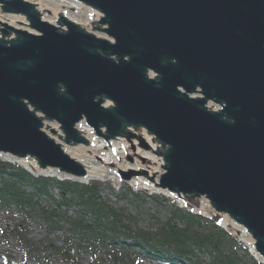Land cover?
I'll return each mask as SVG.
<instances>
[{"label":"water","instance_id":"95a60500","mask_svg":"<svg viewBox=\"0 0 264 264\" xmlns=\"http://www.w3.org/2000/svg\"><path fill=\"white\" fill-rule=\"evenodd\" d=\"M0 160L164 195L264 264V0H0Z\"/></svg>","mask_w":264,"mask_h":264},{"label":"trees","instance_id":"16d2710c","mask_svg":"<svg viewBox=\"0 0 264 264\" xmlns=\"http://www.w3.org/2000/svg\"><path fill=\"white\" fill-rule=\"evenodd\" d=\"M121 189L111 200L97 182L35 178L0 161V208L21 217L14 231L24 243L31 222L44 231L33 248L27 244L34 256L46 253L43 262L57 256L79 264L90 256L94 264H260L221 229L165 197Z\"/></svg>","mask_w":264,"mask_h":264},{"label":"rangeland","instance_id":"374dc122","mask_svg":"<svg viewBox=\"0 0 264 264\" xmlns=\"http://www.w3.org/2000/svg\"><path fill=\"white\" fill-rule=\"evenodd\" d=\"M54 178L58 179L56 176ZM59 180V179H58ZM61 181V180H60ZM91 181L98 183V189L101 191V194L108 195V198L114 200V194L122 191V186L117 187L107 178H93ZM132 189L131 193H143L142 191ZM56 193V189H53ZM130 193V192H129ZM105 195V196H106ZM144 195V193H143ZM150 206V204L148 205ZM21 217L16 214L14 209L3 210L0 208V264H63L60 257H52V263L43 262V259L40 257L46 256V253H41L34 256V250L29 251L27 246L34 242H37L44 237V231L31 222L27 226L24 237L27 238L28 243L16 235L14 227L20 221ZM60 245L59 243H56ZM38 258V259H37ZM79 264H94L90 256L83 257ZM137 264H157L154 261H139Z\"/></svg>","mask_w":264,"mask_h":264},{"label":"bare ground","instance_id":"6f19581e","mask_svg":"<svg viewBox=\"0 0 264 264\" xmlns=\"http://www.w3.org/2000/svg\"><path fill=\"white\" fill-rule=\"evenodd\" d=\"M70 152V154L72 155V156H74V150H70L69 151ZM80 157H82V158H87L86 156H84V155H82V154H80ZM88 159L89 160H91V158L90 157H88ZM92 161V160H91ZM94 168V167H93ZM102 170L100 169V168H94V170H92L91 171V174L89 175V177L91 178H93V177H97V176H101V172Z\"/></svg>","mask_w":264,"mask_h":264}]
</instances>
